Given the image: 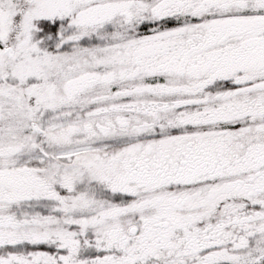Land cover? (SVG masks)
Instances as JSON below:
<instances>
[{
    "label": "snow or ice",
    "instance_id": "obj_1",
    "mask_svg": "<svg viewBox=\"0 0 264 264\" xmlns=\"http://www.w3.org/2000/svg\"><path fill=\"white\" fill-rule=\"evenodd\" d=\"M0 264H264V0H0Z\"/></svg>",
    "mask_w": 264,
    "mask_h": 264
}]
</instances>
